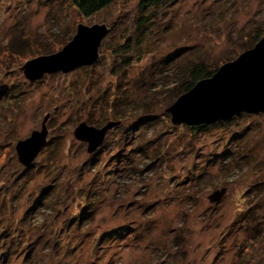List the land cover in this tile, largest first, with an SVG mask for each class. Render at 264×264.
<instances>
[{
	"label": "rangeland",
	"instance_id": "374dc122",
	"mask_svg": "<svg viewBox=\"0 0 264 264\" xmlns=\"http://www.w3.org/2000/svg\"><path fill=\"white\" fill-rule=\"evenodd\" d=\"M139 1L83 17L71 0H0V264H264V112L193 129L166 111L189 64L220 65L264 36V0H171L138 36ZM103 23L92 65L25 78L78 24ZM130 34L146 41L120 52ZM47 114L24 167L15 144ZM110 120L93 152L73 134Z\"/></svg>",
	"mask_w": 264,
	"mask_h": 264
},
{
	"label": "water",
	"instance_id": "95a60500",
	"mask_svg": "<svg viewBox=\"0 0 264 264\" xmlns=\"http://www.w3.org/2000/svg\"><path fill=\"white\" fill-rule=\"evenodd\" d=\"M108 28L105 24H78L72 38L60 51L27 60L23 74L29 81L43 77L45 73H68L83 66L92 65L98 58V50ZM166 111L173 124L197 126L225 120L245 112H264V37L236 58L224 62L211 77L198 81L189 91L179 95ZM44 116L40 130L18 140L15 152L20 164L28 167L43 148L47 129ZM119 121H108L102 127L81 122L73 131L75 138L86 142L88 152L95 151L109 129ZM225 188L214 191L208 198L218 201Z\"/></svg>",
	"mask_w": 264,
	"mask_h": 264
},
{
	"label": "trees",
	"instance_id": "16d2710c",
	"mask_svg": "<svg viewBox=\"0 0 264 264\" xmlns=\"http://www.w3.org/2000/svg\"><path fill=\"white\" fill-rule=\"evenodd\" d=\"M115 1L116 0H71L72 5L76 9V11L83 17L92 16V15L102 11L103 9H105L106 7H108L109 5H111ZM168 2L170 3L171 0H140L139 1V5H138L139 18L136 21V30H137L136 33H139L138 36H140L141 34L142 35L145 34L142 30L146 28V26L148 25L147 23H149L150 20L153 19V17L155 18V14L154 13L150 14V11H148V10L155 11L154 7H159L160 5L166 4ZM121 22H122V15L120 14L117 16V18L109 26L111 28L114 26L120 27ZM103 24H105L107 26V28L109 27L106 23H103ZM110 27H109V29H110ZM262 34L263 33H259L256 35V37H255L256 39L254 41L255 43L261 37H264ZM120 35L123 37L124 33H121ZM122 39H123L122 43H124V45L126 47L123 51L121 50L120 52H124V51L127 52L132 46L131 53H132L133 45H135L137 43H139V44L141 43L140 45H143L144 42L146 41V40L142 41V39L140 37H138V38L134 39V41H132V39H133L132 34H130V36H126L125 38H122ZM140 39H141V41H140ZM131 53L128 55V57L130 59H131ZM128 59H125L126 63L129 62ZM225 62H227V61H225ZM221 64H223V63H221ZM220 65L219 64L209 65L203 61L192 62L191 64H189V66L186 70V77L182 81L181 87L179 89L176 88L177 89V95L175 98H177L179 95L189 91L198 81L211 77V75L216 71V69ZM239 115H240V113L234 115L233 117H231L229 119L217 120L216 122H213L210 124H200V125L191 126V127L193 129H201V128H206V127L214 126V125H223L225 123H229L230 121H232L234 119H237ZM116 121H118V120H116ZM188 126H190V125H188ZM32 163L29 166H31ZM41 200H42V198H41ZM41 200H40V198H38V201H39L38 204L39 205L42 202ZM35 205H36V203H35ZM11 237H13V236H11ZM29 252H31V251H29ZM33 252H35V251L33 250Z\"/></svg>",
	"mask_w": 264,
	"mask_h": 264
}]
</instances>
